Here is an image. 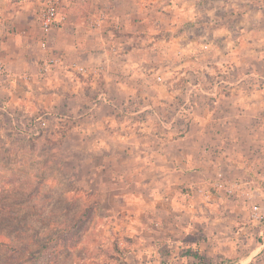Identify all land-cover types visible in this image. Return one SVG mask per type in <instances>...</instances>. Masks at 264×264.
<instances>
[{
  "label": "crops",
  "instance_id": "1",
  "mask_svg": "<svg viewBox=\"0 0 264 264\" xmlns=\"http://www.w3.org/2000/svg\"><path fill=\"white\" fill-rule=\"evenodd\" d=\"M45 2L0 0V93L11 110L37 107L71 147L86 134L108 194L142 201L147 190L157 202L164 183L173 204L184 187L211 198L218 174L246 179L244 156L264 135V0H84L63 5L47 37ZM51 56L54 70L32 77ZM259 254L237 264H264V244Z\"/></svg>",
  "mask_w": 264,
  "mask_h": 264
},
{
  "label": "rangeland",
  "instance_id": "2",
  "mask_svg": "<svg viewBox=\"0 0 264 264\" xmlns=\"http://www.w3.org/2000/svg\"><path fill=\"white\" fill-rule=\"evenodd\" d=\"M8 95L0 93V264H196L189 255L237 264L260 255L262 226L238 200L183 186L171 204L164 183L157 202L147 190L142 201L108 194L101 152L86 146V134L71 147L69 131L56 130L37 107L11 110ZM250 153L243 169L264 165V135Z\"/></svg>",
  "mask_w": 264,
  "mask_h": 264
},
{
  "label": "built area",
  "instance_id": "3",
  "mask_svg": "<svg viewBox=\"0 0 264 264\" xmlns=\"http://www.w3.org/2000/svg\"><path fill=\"white\" fill-rule=\"evenodd\" d=\"M84 0H46L45 5L40 11L39 24L43 34L47 37L55 27L65 21L62 13V7L65 4L77 5ZM42 48L47 50V39L42 41ZM60 59L56 56L44 60L38 69V77H46L54 70ZM80 72H86L84 68H77ZM4 71L0 64V73ZM158 81H163L162 77ZM47 122H41L40 128L45 129ZM264 162V159H261ZM211 189L223 193L226 197L240 201V203L249 209V222L252 225L264 226V165L253 164L249 166L246 179L228 180L222 174H218L217 178L212 181Z\"/></svg>",
  "mask_w": 264,
  "mask_h": 264
},
{
  "label": "trees",
  "instance_id": "4",
  "mask_svg": "<svg viewBox=\"0 0 264 264\" xmlns=\"http://www.w3.org/2000/svg\"><path fill=\"white\" fill-rule=\"evenodd\" d=\"M42 121L44 122V120H42V118H41V122H42Z\"/></svg>",
  "mask_w": 264,
  "mask_h": 264
}]
</instances>
